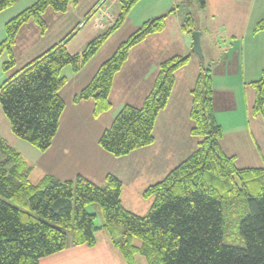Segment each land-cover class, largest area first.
Here are the masks:
<instances>
[{"label": "trees", "instance_id": "trees-1", "mask_svg": "<svg viewBox=\"0 0 264 264\" xmlns=\"http://www.w3.org/2000/svg\"><path fill=\"white\" fill-rule=\"evenodd\" d=\"M15 1L0 0V12ZM136 1L119 0L121 10L113 24L80 52L69 53L60 41L8 75L0 84V108L14 136L40 151L50 147L65 109L59 93L67 82L63 68L79 71L119 28ZM199 1L203 7L204 0ZM76 3L36 0L8 19L0 41V55H7L2 71L16 64L13 46L25 23L33 20L44 31L47 9L64 13L69 4ZM165 20V14L149 18L121 41L74 101L91 100L95 118L110 111L115 74L132 47L164 30ZM180 26L187 33L195 29L190 16ZM262 29L264 18L253 31ZM189 60V55H174L159 62L141 105L124 104L101 131L98 145L102 150L122 157L154 142L156 118L171 95L174 74ZM249 84L254 91L251 112L264 120V68ZM212 92L211 69L201 63L190 91L189 113L190 134L200 140L189 156L143 190L144 198H153L144 215L123 206L122 182L110 173L103 185L81 174L72 179L45 174L31 182V167L0 137V264H40L42 257L69 244L93 246L99 230L106 233L125 264H136L138 256L146 264H264V166L239 167L235 156L223 151V131L215 119ZM91 204L99 208L101 225L95 224L97 213L87 210ZM233 229L242 246L226 240Z\"/></svg>", "mask_w": 264, "mask_h": 264}, {"label": "crops", "instance_id": "crops-1", "mask_svg": "<svg viewBox=\"0 0 264 264\" xmlns=\"http://www.w3.org/2000/svg\"><path fill=\"white\" fill-rule=\"evenodd\" d=\"M91 1L95 2L98 0ZM77 2H79V0H77ZM108 5L109 4H107V6L101 12H99L98 15L100 19H103L105 17L110 18L111 23L114 21L115 17H113L112 14L107 11ZM8 8H6L5 10H7ZM93 8L95 7L93 6L92 9ZM203 8L207 9L211 21H218L217 31L210 30L208 26H205L203 29H197L200 32V43L202 45L204 39L205 43L207 44L205 45L207 49H210L211 44L214 42L221 44L222 50L232 49V44L238 47V45H242V43H244V40H246V38L249 36H251V39L247 40H252V45H254V42L258 38H260L259 42L258 44L255 43V46H260L262 43L264 44V29L257 32L256 34H254L253 32L256 20L264 18V0H204ZM91 11L92 10H89V13ZM95 13L96 12L94 11L93 14ZM103 13L104 15L102 16ZM6 19L3 18L1 20V24H5L8 20ZM178 28L180 29L182 34H185L188 38L189 33L183 31L180 25ZM178 28L176 29L175 37L168 34V40H166L167 36H163L161 34L162 32H164V30L166 29L165 28L162 32L147 36L142 42L131 48L127 60L125 61L121 69L115 74L109 96L111 102L114 103L115 107H118V111L126 103L140 106L145 95L152 88L154 76L157 71L159 62L162 61L163 58H168V56L174 54L180 55L179 53L186 51L187 47L190 48V46H192L191 42L189 46V41H191L190 39H186L185 36H178ZM214 33H216V36L214 35ZM221 33L225 36H220ZM209 34L211 36L214 35V38H209ZM112 35L100 46L94 56L84 66H82L79 71L72 72L70 69V72H67L65 71L66 67L63 68L62 74L66 77L67 82L60 89L59 93L65 102V109L60 118L58 131L55 134L50 147L44 152L56 149L57 156L59 157L58 162L60 165L66 167V172H56L55 170L47 169L46 167H41V165H39L37 171L38 175L36 177L37 180L35 182H37L45 174H50L60 179H72L76 175L81 174L88 179L91 178L93 181H96V184L103 185L105 175H107L108 173L117 176L119 179H121L119 175L125 177L124 174H126L127 176L131 174L134 175L135 173L143 174L145 172L143 160L148 156H153L151 155L152 151L161 152L162 149L164 150L166 147L163 158L169 157L171 159L178 155L181 156V153L183 152L188 153L192 149V141L189 145H183L182 143V139L187 137L188 134L190 135V128L192 127V122L189 117L191 109V97L189 91L185 92V90L186 86L188 90L189 85L194 82V79L199 72L200 66V63L198 61H194L191 53L187 54L190 56L189 62L185 66L176 70L174 74V84L171 95L167 101L165 108L159 112L156 118L154 126V143L150 146L136 149L126 156L122 157H114L100 148V146L98 145L99 135L101 131L110 124L113 117L118 111L115 109V112H112V106L110 111L105 112L95 118L92 115L93 102L91 100L74 101V97L92 77L98 66L104 60H106L115 50L117 44L114 45L113 43L114 46L112 45V40H110ZM2 39L3 36L1 34L0 41ZM155 40L160 41L158 46L155 42H153ZM174 41H178V47H172ZM17 42L19 45L20 41L18 40V37L14 46H16ZM229 42H231L230 46ZM152 44H155L156 47H153ZM18 45L16 47L13 46V54L16 59V63L17 61H19V63L25 65L36 56L42 54L53 44L47 45L45 46V48L43 47L44 49L41 48L43 50L37 51L33 49L34 45L30 42H23L25 51L20 50V45ZM82 49L83 47L76 50L67 49V51L71 54H74L80 52ZM159 50H162L164 53L165 51H169L171 54L159 56L157 55L159 54ZM154 51L157 54H153ZM6 60L7 55L6 53H3L0 57L1 65ZM130 60L134 63L133 75H128L130 73L128 71L131 62ZM90 62H93V67L89 69L90 71L87 74L82 75V70ZM217 63L219 64V62ZM241 64L242 66L238 64L237 58H233L229 63H227V65L223 64V66L219 70H217V68L215 67L216 64L214 67L211 66L210 68L211 75L214 78H217L218 76L223 77L222 83L216 86V90L214 93L213 105L215 109V117V113L218 111V109H226V106L231 103V94L226 95L227 87H229L230 89V85L226 83L228 82V79L233 76L239 78L243 74L244 76L250 75L251 70L243 66V59ZM10 71L12 73V70L3 71L4 76H1L2 82L8 77ZM69 73L71 74L68 77ZM182 80L185 81L183 84L181 83ZM243 82L245 84V81ZM248 87V90L250 89L252 93V88L250 86ZM217 90H219V92L218 96L216 97ZM115 95L120 96V99L116 102L113 100V97H115ZM252 96L254 99V93H252ZM222 102L224 103L223 105ZM3 117L5 118L2 113V115H0V126L3 130L1 131L0 128V137L10 145V142H15L16 139L9 129V123H7L6 125V121H4ZM91 124L96 125L95 130H97V132L96 135L91 139V151L85 152L82 146V142L85 140V136L83 135V133L85 132L83 131V129L87 128ZM219 124L223 126L220 122ZM224 136L225 134H223L220 140V145L223 151V142L221 141L224 139ZM176 139H178V142L176 141ZM74 140H78V142H74ZM194 141L195 147L197 146L196 144L198 142L195 139ZM194 147L191 153L195 150ZM233 156H235L236 158V155ZM126 158L130 159L125 162L124 160ZM96 161L97 163L95 164ZM93 164H95L96 167H94L95 165ZM36 167L34 169H36ZM130 169H134L135 171ZM165 171L166 170H164L162 173H166ZM144 182L139 181L140 186L138 187V189L140 190V192H142L146 187L144 186L146 184H143ZM120 197L122 199V186ZM96 237L97 242L93 246H87L85 244H69L65 249L61 251L42 257L40 259V264H125L121 254L111 245L106 233L103 230H99L96 233Z\"/></svg>", "mask_w": 264, "mask_h": 264}, {"label": "rangeland", "instance_id": "rangeland-1", "mask_svg": "<svg viewBox=\"0 0 264 264\" xmlns=\"http://www.w3.org/2000/svg\"><path fill=\"white\" fill-rule=\"evenodd\" d=\"M35 1L36 0H16V2H14V4L10 6V8L0 13V36L1 34L3 37L5 36V31L3 26L4 24H1V20L3 18L10 19V17L22 11L24 8L32 5ZM97 4L98 5L101 4L99 9ZM107 4H109L107 11H109L112 14V16L116 18V16L119 13V10H121V5H120L121 3L119 2V0H98L95 2L91 0H79V2H77L76 5L69 4L67 11L62 14H60L59 12H55L52 9H47L43 15V18L46 22V29L42 31L39 25H37L33 20H29L20 28L17 34L18 40L20 41L19 45L21 47L18 45V42L16 46L18 45L20 50L25 51L23 42L24 43L30 42L31 44L34 45L33 49L37 51V50H43L45 46L59 42V40L60 41L64 40L62 41V44L66 43L65 46L67 49L76 50L82 47L84 48V46L91 39L103 33L109 26L113 24L114 21L110 23L111 21L110 18L105 17L103 19H100L98 15V13L101 12L107 6ZM93 6L95 8L92 9ZM91 9L92 11L89 13V10ZM94 11L96 12L95 14H93ZM162 14L166 15V20H165L166 29L164 28L165 30L161 34L163 36H167L166 40L169 39V35L175 37L176 29L179 27L181 22H183L186 16H190L193 18L194 28H195L193 30L198 31L197 29L200 28L203 29L205 26H208L210 30H216V31L218 28L217 25L218 21L217 20L211 21L207 9H204L201 6V2L199 0H137L133 4L129 12L127 13L123 23L119 26V28H117L109 35L110 37L113 34L112 37L110 38V40H112L111 42L112 45L113 43L114 45L115 44L118 45L121 41L126 39L130 33H132L138 27H140V25L144 21L148 20L149 18L156 17ZM260 20L261 19L256 20L255 26ZM256 33L257 32H254V34ZM177 34L178 36L181 35L186 37L185 34H182L179 28L177 30ZM214 35L216 36V33H214ZM214 35L211 36L209 34V38H214L213 37ZM220 36H225V35L221 33ZM250 37L251 36L247 37L246 40H244V43H242V45H238V47L232 44L231 45L232 49H228V50H222L221 49L222 45L216 42L211 44L210 49H207L205 47V45L207 44L203 39V43L201 45L202 57H199L192 51V46H190V42L192 43V40H191V34L189 33V36L188 38L186 37V39L191 40L189 41L190 48L187 47L186 51L179 54L184 56L191 53L194 61H198L200 64L202 63L203 65L209 66L210 68L211 66L214 67L216 64L215 67L217 68V70L221 69L223 64L227 65V63H229L233 58L234 59L237 58V62L241 66H242L241 64L242 59L244 60L243 66L251 70L250 75L244 76L243 74L239 78L233 76L230 79H228V82L226 83L230 85V89L229 87H227L226 95L231 94L230 95L231 103L226 106V109L225 108L223 110L218 109V111L215 113L216 114L215 119L218 123L220 122L223 125L220 126L222 127L223 134H225L224 139L221 141L223 142L224 152L229 155H236L235 158L236 165L263 167L264 166V120L260 114H252L251 112L252 111L251 107L253 104L252 93H254V91L249 83L259 78L261 71L264 67V44L262 43L260 46L258 45L255 46V43L258 44L259 42L260 38H258L254 42V45H252V40L251 41L247 40V39H251ZM153 42H155L158 46L160 41L155 40ZM230 43L231 42H229V46ZM152 46L156 47L155 44H152ZM178 46H179L178 41H174L172 47H178ZM155 53L156 52L154 51L153 54ZM158 53L159 54L157 53L156 54L159 56L171 54L169 51H165L164 53L162 50H159ZM217 62H219V64ZM92 63L93 62H90L84 67V69L82 70V75H85L90 71L89 69L93 67ZM1 66L2 65L0 62V84L2 82L1 76L2 77L4 76ZM22 66H23L22 63H19V61H17V63L11 70L12 72H14L19 68H21ZM133 66L134 63L131 61L128 69L130 73L128 75L134 74ZM65 71L70 72V67L69 66L66 67ZM70 74L71 73L68 74V77ZM222 80H223L222 76H218L217 78L216 77L214 78L212 76L213 100H214V93L216 90V86L220 85L222 83ZM243 81H245V84ZM184 82H185L184 80L181 81L182 84ZM194 82L189 85L188 90L186 86L185 92L189 91L190 93L194 85ZM248 86L252 88V93L250 89L248 90L249 88ZM218 92L219 90H217L216 92V97L218 96ZM119 99H120L119 95H115V97H113V100L115 102L118 101ZM223 104L224 103L222 102V105ZM112 106H113L112 112H115V109L117 110L118 107H115L113 102H112ZM213 109H214V105H213ZM0 115H2L1 108H0ZM3 119L4 121H6V125H7L8 121L4 117ZM95 127L96 125L91 124L87 128L84 129L82 128L83 131L85 132L83 133V135L85 136V140L82 142L83 144L82 146L85 152H90L92 149L91 139L96 135L97 132V130H95ZM0 128L2 131L3 129L1 126ZM190 135L188 134L187 137L182 139L183 145L185 144L189 145L192 141V146H191L192 149L188 153L183 152L181 153V156L178 155L170 159L169 157L163 158V154L165 153L166 147L164 150L162 149L161 152L152 151L151 155L153 156H148L143 160L144 170H145L143 174L135 173L134 175L131 174L128 176L124 174L125 177L119 175L121 177L120 181L122 182L121 200L123 206L127 210L137 215H144L148 211L153 198L146 199L142 196L143 191L140 192V190L138 189V187L140 186L139 181L144 182L146 180L143 184H146L144 186L147 187L149 184H153L161 180L169 172V170L174 168L177 164H179L187 156H189L194 147V142H195L194 139L197 142L200 140L198 137L192 135L190 136ZM15 139H16L15 142H10V146H12L15 150H17L20 153L23 160L27 163L28 166L30 167L32 166V169L29 172V178L31 179V182H35L37 180L36 177L38 175L37 171L39 165H41V167H46L47 169L55 170L56 172H62V171L66 172V167L60 165L58 162L59 157L57 156L56 149L48 150L44 152L36 149L28 142L21 140L16 136ZM176 141L178 142V139H176ZM74 142H78V140H74ZM194 148H196V146ZM129 159L130 158H126L124 161L126 162ZM96 163L97 161L95 162V164ZM35 167L36 169H34ZM94 167H96V165ZM130 170L135 171L134 169H130ZM164 170H166L165 171L166 173L163 174L162 172ZM93 182L95 184L97 183L96 181ZM87 210L89 212L97 213L95 219L96 225H101L103 223V219L100 215L99 208L97 205L91 204L87 207ZM226 240L240 246L243 245V241L241 240L238 231L235 229L230 230L227 233ZM136 264H146L145 259L143 257L138 256Z\"/></svg>", "mask_w": 264, "mask_h": 264}, {"label": "water", "instance_id": "water-1", "mask_svg": "<svg viewBox=\"0 0 264 264\" xmlns=\"http://www.w3.org/2000/svg\"><path fill=\"white\" fill-rule=\"evenodd\" d=\"M191 40H192V51L198 55L199 57H202V48L200 43V32L193 30L191 32Z\"/></svg>", "mask_w": 264, "mask_h": 264}, {"label": "built area", "instance_id": "built-area-1", "mask_svg": "<svg viewBox=\"0 0 264 264\" xmlns=\"http://www.w3.org/2000/svg\"><path fill=\"white\" fill-rule=\"evenodd\" d=\"M100 5H101V4L98 5V9H99ZM103 15H104V13L102 14V16H103Z\"/></svg>", "mask_w": 264, "mask_h": 264}]
</instances>
